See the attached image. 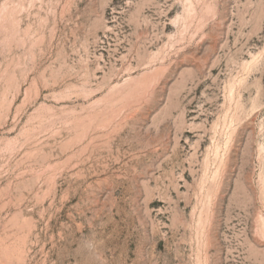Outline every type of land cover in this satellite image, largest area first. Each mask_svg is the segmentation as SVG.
I'll return each mask as SVG.
<instances>
[{
  "label": "rangeland",
  "instance_id": "374dc122",
  "mask_svg": "<svg viewBox=\"0 0 264 264\" xmlns=\"http://www.w3.org/2000/svg\"><path fill=\"white\" fill-rule=\"evenodd\" d=\"M0 264H264V0H0Z\"/></svg>",
  "mask_w": 264,
  "mask_h": 264
}]
</instances>
